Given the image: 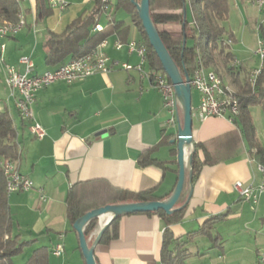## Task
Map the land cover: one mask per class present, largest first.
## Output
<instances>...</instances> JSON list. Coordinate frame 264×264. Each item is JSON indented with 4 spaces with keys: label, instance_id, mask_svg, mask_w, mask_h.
Here are the masks:
<instances>
[{
    "label": "crops",
    "instance_id": "0c3cea01",
    "mask_svg": "<svg viewBox=\"0 0 264 264\" xmlns=\"http://www.w3.org/2000/svg\"><path fill=\"white\" fill-rule=\"evenodd\" d=\"M229 1L239 4L232 5L230 15L237 19L235 11H238L242 23L226 29L229 16L222 24L224 37L232 42L228 46L232 55L242 56L240 68L245 77L254 69L246 54L255 53L257 48L258 21L242 13V8L247 10L248 0ZM59 2H65L67 7L59 9ZM115 3L116 0H110L111 17L118 25L107 29L108 35L103 40L106 46L102 49L110 64L115 65L108 74L93 75L73 84L56 82L36 94L32 113L34 121L45 130L41 140L31 136L30 122L18 116L14 96L0 75V113L9 115L17 133L19 155L14 164L34 185L27 192L6 194L12 225L10 237L17 236L19 242L34 241L28 246L31 252L22 264L39 248L47 249L48 264H85L77 234L66 216V196L74 184H82L86 191L111 187L136 193L154 188L155 195L163 200L176 185L177 124L167 123L161 96L150 82L142 79L135 69L123 70V64L135 67L139 63L138 57L127 50L130 41H138V32L125 11L114 9ZM95 4V0H26L20 5L23 29L5 41V63L22 71L19 59L27 56L33 62L34 74L39 75L68 63L71 59L53 67L45 64L48 36L63 33L75 20L93 11ZM107 16L102 12L96 24L106 29ZM94 32L98 31L93 28ZM117 42L122 45L120 49L115 47ZM197 104L191 105L192 108ZM263 104L264 100L260 106ZM250 113L256 139L264 150V112L251 108ZM229 120L192 117V144L185 147L184 190L174 208L185 206L181 220L168 230L174 238L186 240L211 216L226 217L212 231L219 241L212 243L199 235L191 237L185 246L186 264H253V257L254 264H264V244L245 235L256 227L259 239L264 240V199L252 206L239 200L233 190L235 182L259 185L264 174L258 170L259 164L240 130ZM199 144L202 148L197 150L198 159L207 158L209 163L189 183L190 155ZM148 151L163 167L138 165V157ZM189 193L191 197L186 202ZM41 195L45 201L40 200ZM111 219L112 216L105 215L97 220L95 231L87 238L88 246ZM219 225L235 228V237L226 238L219 233L216 230ZM165 229V223L156 215H124L118 222L117 238L95 247V263L159 264ZM58 244H62L63 253L55 256L52 251Z\"/></svg>",
    "mask_w": 264,
    "mask_h": 264
},
{
    "label": "trees",
    "instance_id": "16d2710c",
    "mask_svg": "<svg viewBox=\"0 0 264 264\" xmlns=\"http://www.w3.org/2000/svg\"><path fill=\"white\" fill-rule=\"evenodd\" d=\"M95 1V9L88 15L75 20L63 33L49 34L45 45L44 57L47 66L53 67L63 63L66 59L73 60L90 54L107 37V29L109 27H112V29L117 27L118 23L111 17L113 8L110 4L109 10L105 12L109 18L107 28L102 29L100 32L92 33V29L97 22L96 18L103 12L100 0ZM134 1L138 4L140 3V0ZM114 9H122L130 16L137 28L138 42L142 43L147 50L150 68L165 75L159 59L149 45L136 8L130 0H116ZM20 11V6L13 0H0V24L16 22ZM229 11V0H149L151 20L181 75L186 71L191 76L196 61L209 70L218 67L219 63L225 68L232 85L235 87L234 97L238 105V113L234 117L233 122L240 130L250 151L253 152L254 160L259 165L264 166V150L256 139L250 113V109L261 105L264 99V68L261 70L254 85H252L247 76L241 75L238 68L233 70V68L228 67V64L233 61V55L229 47L222 44L221 40L226 34L222 24L227 20ZM169 22H176L182 25L179 35H172L166 30L159 29L160 25ZM259 36L264 40L263 25L260 27ZM184 39L185 43L183 45ZM16 137V129L11 118L7 113H0V264H14L13 259L19 256L25 247L34 243V241L19 242L17 236L10 237L12 225L1 162H14L18 158ZM198 148H202V145L194 146L190 155L192 182L197 179L200 168L209 163L207 158L204 161L198 159ZM138 165L140 167L150 165L163 167L164 164L153 159L151 151H148L138 157ZM156 201H163V198L155 195L154 188L136 193H129L111 187L86 191L82 184L77 183L67 193L66 216L70 224L73 225L76 220L89 211L107 205ZM135 214L156 215L166 225L162 237L159 264H186L187 251L185 246L191 240V237L195 235L206 237L212 243L219 241V236L213 234L212 231L226 217V215L211 216L197 231L188 234L186 240H181V238H174L168 227L181 220L182 211H175L171 215H167L161 210ZM120 218L109 222L98 244L105 245L117 238ZM96 227V219L87 223L84 228L86 240L95 231ZM25 264H48L47 249L39 248L35 250Z\"/></svg>",
    "mask_w": 264,
    "mask_h": 264
},
{
    "label": "built area",
    "instance_id": "2783aa9c",
    "mask_svg": "<svg viewBox=\"0 0 264 264\" xmlns=\"http://www.w3.org/2000/svg\"><path fill=\"white\" fill-rule=\"evenodd\" d=\"M100 2L103 12H107L109 10L110 0H100ZM250 4L252 7H256L258 14H261L263 17L262 22L259 23L258 21L256 24V33L259 34L260 27L264 23V0H250ZM57 7L64 10L67 4L65 2H59ZM102 29L103 28L98 24L94 26L95 31L100 32ZM19 32L20 23H14L12 30H2L0 26V52L6 51L5 41L15 37ZM221 43L230 46L232 42L229 38L224 37ZM105 46L106 41H103L90 54L85 55V57L73 59L62 65L58 68V76L42 77L39 76V74H34L33 62L27 56H22L19 59V64L23 66L22 71H19L15 66L9 64L8 66H1L0 62V75L3 76V82L14 96L15 108L20 119L30 122L28 130L33 138L41 140L45 135V130L38 123L29 118V107L33 106L36 94L50 86V81L55 78L70 80V84H73L93 75L108 74L115 63L110 64L109 59L102 52ZM115 47L120 49L122 45L117 42ZM127 50L129 53H134L138 57L139 63L135 67L123 64V70L128 71L135 69L140 73L142 79L148 80L151 87L156 89L161 96L162 107L167 114V123L169 125L177 124L179 103L174 94L173 86L170 84L166 75L150 68L147 50L142 43L132 40L127 44ZM255 54L258 55L261 65L251 73L252 85H254L259 76V70L264 68V40L261 38H259L257 42ZM234 61L236 63L235 65L239 66V63H237L236 60ZM146 64L148 65V69H144ZM190 87L191 90L196 91L199 95L198 106L191 110L192 117L197 116L200 119L215 117L229 120L225 112L227 100H222V92L218 90V85L214 83L213 79H210V77L202 73L201 66L197 61L190 76ZM229 121L233 122L232 120ZM1 166L7 168L8 177L12 180V194L27 192L34 188L33 182L26 176H15V169L17 168L12 167L9 161L1 162ZM258 170L263 174L261 165L258 166ZM233 190L237 194L239 200L248 202L252 206H256L261 199H264V181L257 186L235 182L233 184ZM40 200L45 201L46 198L41 195ZM52 253L55 256H60L63 253L62 244L56 245Z\"/></svg>",
    "mask_w": 264,
    "mask_h": 264
},
{
    "label": "water",
    "instance_id": "95a60500",
    "mask_svg": "<svg viewBox=\"0 0 264 264\" xmlns=\"http://www.w3.org/2000/svg\"><path fill=\"white\" fill-rule=\"evenodd\" d=\"M130 2L136 8L138 18L147 36L149 45L159 59L162 70L165 73L167 79L173 86L174 94L182 110V119H180L179 115H177V182L172 194L166 200L156 202L107 205L91 210L80 217L78 220H76L72 225V228L77 234L79 248L85 260V264H96L94 260V250L99 243L104 229L109 224H106L102 229L99 230L93 244L91 246H88L87 240L84 235V228L90 220H99V218L105 215L112 216L111 220H113L124 215L156 212L159 210L163 211L167 215H171L175 211H181L185 206L183 205L178 209L174 208L181 197L185 182V147L192 144V106L190 76L186 71L183 72V75L180 74L178 67L172 60L163 42L161 41L149 14V0H140L139 4L134 0H130ZM184 43L185 39L183 40V45ZM191 177L192 173L190 171L188 175L189 183H191ZM190 197L191 193H189L186 202L189 201Z\"/></svg>",
    "mask_w": 264,
    "mask_h": 264
},
{
    "label": "rangeland",
    "instance_id": "374dc122",
    "mask_svg": "<svg viewBox=\"0 0 264 264\" xmlns=\"http://www.w3.org/2000/svg\"><path fill=\"white\" fill-rule=\"evenodd\" d=\"M235 4L236 3H233V2L231 3L230 2V11L232 10L233 6L235 7V6L239 5V4H236V5ZM246 6H248L247 10H246V8H242L243 15L244 14L248 15V16L251 15L254 18H257V21H259V23L262 22V20H263L262 15L258 14V10H257L256 7H254V6L252 7V5L250 4V0H248V4ZM230 11H229V15H228V17L230 16L228 24H225V28L226 29H228L227 26L229 27V25L234 27V28H236V27H238L239 23H242V17L240 15V13L238 11H235V14L237 15V19H238L237 20L236 18H231ZM230 21H231V23H229ZM181 26L182 25L179 24V23L169 22L167 24L160 25L159 29L160 30H166V31L170 32L172 35H179L181 33ZM232 27H230V28L232 29ZM263 27H264V23H263ZM246 55L250 59L251 67H254V69H252L251 72H249L248 75H247V77L249 79L250 78L249 75H251L252 71L255 70V69H258L260 67L261 61H260L258 55H256L254 52L247 53ZM4 56H5V53H4ZM233 56L235 57L237 63H239V66L235 65L236 64L235 61H231L228 64V67L233 68V70H236L238 68L240 70V72H241V75H242L243 71L240 68V64L243 63L242 60H241L242 56L240 54H238V53L234 54ZM255 63H258V65L257 66H252V64L254 65ZM243 66H246V64H244ZM144 67L146 69V68H148V65L146 64ZM212 71H214L218 75V77L225 84H227L228 88H230L231 90L235 91V87L232 85V83L230 81V78H229L228 74L225 71V68H223L221 63L218 64V67L212 69ZM249 81H250V79H249ZM197 103H199V95H198V93L196 91L191 90V105H195ZM197 106H198V104H197ZM252 108H253V110H261L262 112H264V104L262 106L258 105V106L252 107ZM178 113H179L178 115H180V119H182V110H181V107H180L179 104H178ZM251 229H252V232L247 231V233H245V235L248 234L250 239L253 240V241H254V238L257 239L258 244L259 243L264 244V240L262 241V240L259 239L260 238L259 229L256 228V227H254V228L252 227ZM216 230H218L219 233H223V235L226 238L235 237V234H236V232H235L236 229L232 228V227L229 228V227H227V225H219ZM218 231H215V232H218ZM29 251L31 252V249H29L28 247H25L23 249V252L19 256L15 257V259H14L15 264L24 263L26 261V259H27V253H29ZM254 262H255V259L253 257L252 258V263L254 264Z\"/></svg>",
    "mask_w": 264,
    "mask_h": 264
},
{
    "label": "bare ground",
    "instance_id": "6f19581e",
    "mask_svg": "<svg viewBox=\"0 0 264 264\" xmlns=\"http://www.w3.org/2000/svg\"><path fill=\"white\" fill-rule=\"evenodd\" d=\"M16 4H18L19 6L25 2V1H21V0H13ZM21 16L22 13L20 11V13L18 14V19L16 22L14 23H20V31L23 29V22L21 20ZM14 23H5V24H0V26L2 27V30H12V27H14ZM4 53L5 51H1L0 52V62H1V66H8V64L5 63L4 60ZM85 57V56H83ZM81 57V58H83ZM199 65L201 66V70L202 73H204V75L210 77V79L214 80V83H216L218 85V90L222 92V100H227V104H225V112H226V117L229 119H234V117L237 115L238 113V105L237 102L235 100L234 97V91L231 90L230 88H228V86H226L223 81L218 77V75L209 69H205L200 63ZM263 69V68H262ZM261 69V70H262ZM261 70H259V74L261 72ZM39 76L42 77H50V76H58V68L53 70V71H48V72H44L42 74H40ZM250 76V82H251V75ZM56 82H64L66 84H70V80H65L62 78H55L54 80L50 81V85ZM29 118L30 120H34L33 118V113H32V107H29ZM10 165H12V167H15L14 162L9 161ZM3 173H4V177H5V182H6V193L7 195L12 193V180L10 179V177H8V173H7V168L5 166H1ZM262 172L264 174V166L262 165ZM15 176H23L21 175L17 169H15Z\"/></svg>",
    "mask_w": 264,
    "mask_h": 264
}]
</instances>
